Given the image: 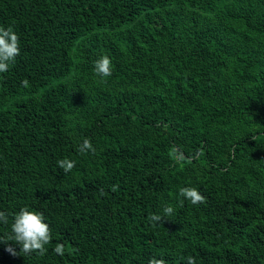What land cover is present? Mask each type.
Returning <instances> with one entry per match:
<instances>
[{
	"label": "trees",
	"instance_id": "1",
	"mask_svg": "<svg viewBox=\"0 0 264 264\" xmlns=\"http://www.w3.org/2000/svg\"><path fill=\"white\" fill-rule=\"evenodd\" d=\"M0 26L20 37L0 73V237L23 207L52 228L44 256L0 241V264H264V0H0Z\"/></svg>",
	"mask_w": 264,
	"mask_h": 264
},
{
	"label": "clouds",
	"instance_id": "2",
	"mask_svg": "<svg viewBox=\"0 0 264 264\" xmlns=\"http://www.w3.org/2000/svg\"><path fill=\"white\" fill-rule=\"evenodd\" d=\"M20 37L13 30L11 26L7 29L0 26V73H6L10 67L15 63L16 58L20 55ZM94 72L97 76L104 78L112 75V61L104 55L94 62ZM27 79L21 81V86H28ZM78 151L86 154L88 151L95 152V148L89 139H84L83 143L79 145ZM177 152V160L183 162V153L179 150ZM57 165L65 174L71 172L76 163L68 158L60 159ZM113 191L118 189V185L112 186ZM179 196L188 200L193 205L206 203V197L195 187H182L179 189ZM174 209L171 206H166L163 209V214H151L148 220L155 227L158 223L164 224L166 217L172 216ZM9 223V214L0 211V224L7 225ZM2 242H15L21 246L19 253L14 248L9 246L7 251L13 256L17 255H31L36 253L39 256H44L48 252L46 245L52 241V228L46 222V218L42 212L31 211L28 207H23L14 215L11 223V233L5 237H0ZM53 251L60 256L65 255V245L57 243ZM188 264H196L194 257H187ZM149 264H167L163 258L157 259L155 257L149 260Z\"/></svg>",
	"mask_w": 264,
	"mask_h": 264
}]
</instances>
